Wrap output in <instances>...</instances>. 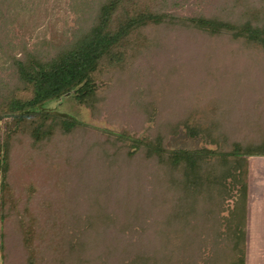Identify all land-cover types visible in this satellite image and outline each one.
<instances>
[{"label":"trees","instance_id":"1","mask_svg":"<svg viewBox=\"0 0 264 264\" xmlns=\"http://www.w3.org/2000/svg\"><path fill=\"white\" fill-rule=\"evenodd\" d=\"M179 1H86L85 5L92 9L84 10L70 38L53 51L43 53L25 43L20 46V54L7 49L11 74L7 81L0 83V129L1 122L6 121L10 131L6 138L0 137L1 246L4 247L6 239L3 228L7 213L3 208L11 191L7 175L12 134L22 133L32 142H41L51 139L56 131L68 134L87 126L62 113L44 110L43 105L73 96L94 115H99L106 94L109 90L110 94L114 93L116 87L126 82L125 78L120 86L123 73L135 64L149 46L151 34L160 28L182 27L218 40L240 42L250 52H264V11H257L254 5L248 9L246 2L238 1L234 16L230 15L232 8L226 12L222 8L213 13L181 15L168 8L177 6ZM10 2L0 0V23ZM161 81L160 86H166V80ZM140 105L147 113L148 123L154 121L155 126L147 128L142 136L133 126L113 133L125 147L113 151L115 158L121 156L129 163L138 159L141 166L127 179L125 190L133 195L121 197L124 213L116 212L118 206L111 211L99 197L106 192L118 205V194L110 195L115 189L111 186L115 177L109 179L114 174L113 167L117 165L122 170L129 167L127 170L132 171L128 164L115 162L111 154L105 162L109 166L106 176L96 178L101 179L102 183L96 184L100 188L87 194L85 201L80 196L65 203L64 220L73 218L72 239L56 246L57 264H246L248 159L264 156V126L259 119L247 125L243 121L235 122V110L225 103L223 106L214 102L201 109L193 106L177 122L173 121L174 112L161 124L154 116L155 107ZM181 128L190 136L210 141L214 147L169 148L167 137L177 134ZM253 129L258 131L250 136L242 134ZM142 164L147 167L145 184L151 186L150 194L145 196L148 193L145 184L138 183L137 188L131 180L140 179ZM82 204L87 209L77 208L76 205ZM146 214L151 216L148 225L139 222ZM20 222L29 253L27 264H37L29 224L22 219Z\"/></svg>","mask_w":264,"mask_h":264},{"label":"rangeland","instance_id":"2","mask_svg":"<svg viewBox=\"0 0 264 264\" xmlns=\"http://www.w3.org/2000/svg\"><path fill=\"white\" fill-rule=\"evenodd\" d=\"M86 1L90 0H11L0 23V83L7 81L11 74L7 49L20 54V46L25 43L43 53L53 51L70 38L71 30L84 10L90 12L92 9L85 5ZM238 1L246 2L248 9L249 5H254L257 11H264V1L261 0H180L177 6L170 5L168 8L181 15L213 13L222 8L226 12L232 8L230 15L234 16ZM125 78L126 82L122 85ZM163 78L166 86L161 87ZM120 86L114 93L110 94L109 90L106 94L99 115H94L90 108L77 102L73 96L42 106L44 110L56 111L84 122L87 125L85 129H75L68 134L56 131L51 139L41 142H32L29 136L22 133L12 134L7 175L11 191L3 208L7 213L3 228L6 239L4 247L0 245V264H27L29 253L24 243L21 219L29 224L37 264H57L56 246L67 242L68 238L72 239L73 218L64 220L65 203L80 196L85 201L87 194L100 188L101 185L96 184L102 183L101 179L96 178L106 176L104 173L109 166L105 162L111 154L115 162L128 164L132 171L127 170L129 167L123 170L117 165L113 167L114 174L109 179L115 177L117 184L112 179L111 186L115 189L110 195L118 194V205L106 192L99 197L105 200L111 211L118 206L116 212L124 213L121 197L132 194L125 190L127 179L135 175L141 166L138 159L129 163L124 162L121 156L115 158L117 155L113 151L125 147L113 133L133 126L142 136L147 128L155 126L154 121L148 123L147 113L143 112L140 104L156 108L154 116L160 120L159 124L167 122L174 112L173 121L177 122L193 106L201 109L217 102L233 107L235 122L243 121V125H247L259 119L264 126V52L247 51L240 42L218 40L182 27L160 28L151 34L149 46L140 53L135 64L123 73ZM1 125L0 137L4 139L10 131L6 121H2ZM257 131L253 129L242 134L250 136ZM166 144L171 149L214 147L201 136L188 135L184 128L177 134H169ZM248 161L249 207L253 214L264 208L260 184V178H264V156H250ZM146 168L142 164L143 174L139 180L131 178L133 186L138 188L139 184H145L148 176ZM105 178H102L103 182ZM150 188L149 184H145L148 193L143 196L150 194ZM106 204L104 209H107ZM148 205L152 215L150 201ZM76 206L79 210L87 209L84 204ZM144 211L148 209L145 207ZM1 215L0 205V225ZM150 215L146 214L139 222L148 225Z\"/></svg>","mask_w":264,"mask_h":264},{"label":"crops","instance_id":"3","mask_svg":"<svg viewBox=\"0 0 264 264\" xmlns=\"http://www.w3.org/2000/svg\"><path fill=\"white\" fill-rule=\"evenodd\" d=\"M261 197L264 198V178H260ZM262 210V211H261ZM248 235L246 264H264V208L251 214L248 210Z\"/></svg>","mask_w":264,"mask_h":264}]
</instances>
